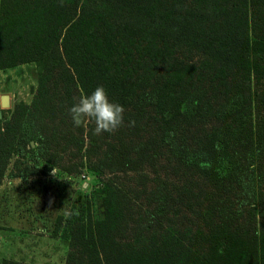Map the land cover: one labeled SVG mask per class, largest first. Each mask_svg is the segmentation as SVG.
<instances>
[{
  "label": "trees",
  "instance_id": "trees-1",
  "mask_svg": "<svg viewBox=\"0 0 264 264\" xmlns=\"http://www.w3.org/2000/svg\"><path fill=\"white\" fill-rule=\"evenodd\" d=\"M263 11L264 0H0V70L38 67L32 102L0 118V185L7 173L36 174L40 160L69 174L86 167L109 175L93 199L56 218L54 234L61 231L69 246L65 264H264V115L246 123L252 98L237 82L238 75L247 83L264 79ZM181 48L206 57L226 89L213 114L221 127L191 144L179 126L204 108L200 96L174 90L184 77L173 64ZM100 85L124 106V124L95 135L94 122L75 126L69 109ZM151 112L162 131L145 138ZM160 143L209 190H169L159 176L149 188L141 171L155 166ZM22 150L34 165L21 169L16 159L10 168ZM131 172L139 174L133 195L117 180ZM179 205L196 211L208 230L173 228Z\"/></svg>",
  "mask_w": 264,
  "mask_h": 264
},
{
  "label": "rangeland",
  "instance_id": "rangeland-1",
  "mask_svg": "<svg viewBox=\"0 0 264 264\" xmlns=\"http://www.w3.org/2000/svg\"><path fill=\"white\" fill-rule=\"evenodd\" d=\"M264 16V11L261 12ZM264 34V27L261 29ZM173 64L184 74L180 84L174 90L180 97L191 95L202 98L204 108L191 122H182L179 126L181 139L185 138L188 144L194 142L198 134L210 129H219L221 124L215 119L214 110L224 100L225 86L221 83V74L208 64L206 57L199 52L181 48L174 55ZM164 81L165 70L161 64L159 69ZM222 72V71H221ZM38 67L34 63L21 64L15 68L0 70V110L3 117L9 118L11 109L19 102L31 103L38 84ZM237 76L242 91L246 89L251 94L252 101L244 110L246 123L255 124L258 116L264 115V79L252 76L250 82ZM166 79V78H165ZM9 99L8 106H2V97ZM211 106V107H210ZM194 110L195 106H191ZM161 118L156 112L143 122L142 136L148 138L160 135ZM35 146V144H34ZM65 161L70 160L67 153ZM18 159L20 168L25 164H33L30 153L26 150L13 155L10 168ZM75 158L73 162H78ZM36 174L28 178H15L7 173L0 185V264L4 260H16L22 264H65L69 250L68 241L62 237L61 231L54 234L55 221L58 215L66 217L73 204H79L86 198L94 196L101 186L104 177L81 167L79 172L69 174L50 162L40 160L35 167ZM54 169L56 174H54ZM143 173L149 175L148 187L152 188L153 178L159 176L169 190L176 186L193 188L199 192L201 188L209 190L204 178L193 167L178 160L172 151L164 144L157 146V160L155 166L145 165ZM140 172V173H141ZM138 175L131 172L119 175L118 183L130 194L139 188ZM143 199H136L135 206L144 204ZM172 216V226L175 229L189 230L199 227L208 230L206 222L186 207L179 205ZM248 216L246 217V222ZM162 234V233H161Z\"/></svg>",
  "mask_w": 264,
  "mask_h": 264
},
{
  "label": "clouds",
  "instance_id": "clouds-1",
  "mask_svg": "<svg viewBox=\"0 0 264 264\" xmlns=\"http://www.w3.org/2000/svg\"><path fill=\"white\" fill-rule=\"evenodd\" d=\"M69 109L73 124L79 127L84 121L95 124L94 134L113 133L124 124V106L110 100L103 85L88 95L81 94ZM135 121H131L134 125ZM54 174H56L54 169Z\"/></svg>",
  "mask_w": 264,
  "mask_h": 264
},
{
  "label": "water",
  "instance_id": "water-1",
  "mask_svg": "<svg viewBox=\"0 0 264 264\" xmlns=\"http://www.w3.org/2000/svg\"><path fill=\"white\" fill-rule=\"evenodd\" d=\"M8 104H9V99H8V97H7V96H3V97H2V106H8ZM2 116H3V111L0 110V118H2ZM31 143H32V145L35 144L33 141H32Z\"/></svg>",
  "mask_w": 264,
  "mask_h": 264
},
{
  "label": "crops",
  "instance_id": "crops-1",
  "mask_svg": "<svg viewBox=\"0 0 264 264\" xmlns=\"http://www.w3.org/2000/svg\"><path fill=\"white\" fill-rule=\"evenodd\" d=\"M15 178H20V177H15Z\"/></svg>",
  "mask_w": 264,
  "mask_h": 264
}]
</instances>
